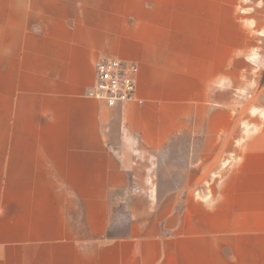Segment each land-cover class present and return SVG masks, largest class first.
I'll list each match as a JSON object with an SVG mask.
<instances>
[{"label": "crops", "instance_id": "crops-1", "mask_svg": "<svg viewBox=\"0 0 264 264\" xmlns=\"http://www.w3.org/2000/svg\"><path fill=\"white\" fill-rule=\"evenodd\" d=\"M0 264H264V0H0Z\"/></svg>", "mask_w": 264, "mask_h": 264}, {"label": "built area", "instance_id": "built-area-1", "mask_svg": "<svg viewBox=\"0 0 264 264\" xmlns=\"http://www.w3.org/2000/svg\"><path fill=\"white\" fill-rule=\"evenodd\" d=\"M137 65L118 58L100 59L95 65V83L88 96L108 107L134 99Z\"/></svg>", "mask_w": 264, "mask_h": 264}]
</instances>
